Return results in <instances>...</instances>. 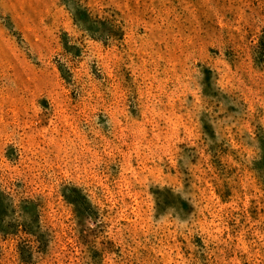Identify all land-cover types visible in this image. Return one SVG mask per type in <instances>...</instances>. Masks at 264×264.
I'll return each mask as SVG.
<instances>
[{
    "label": "rangeland",
    "instance_id": "obj_1",
    "mask_svg": "<svg viewBox=\"0 0 264 264\" xmlns=\"http://www.w3.org/2000/svg\"><path fill=\"white\" fill-rule=\"evenodd\" d=\"M0 264H264V0H0Z\"/></svg>",
    "mask_w": 264,
    "mask_h": 264
},
{
    "label": "trees",
    "instance_id": "obj_2",
    "mask_svg": "<svg viewBox=\"0 0 264 264\" xmlns=\"http://www.w3.org/2000/svg\"><path fill=\"white\" fill-rule=\"evenodd\" d=\"M212 98L216 99V102H219V99L217 98V96H212ZM204 124H202V139L204 141V144L207 146L205 152L210 156V163L212 165V167L214 168L215 173H217V169H221V165H220V150H218L217 148H220L218 146H216L215 144H209L208 140L212 139L209 138L211 136H214V131L211 130V126L210 124H208V122H203ZM215 184V183H214ZM169 190H159L158 191V195L156 194L155 196V207L157 212H162L164 211L167 207H170L173 203L174 200L177 201V199H172L170 198L171 196L169 194H167ZM216 193L222 198L224 199V197L226 196V191L225 192H221L219 189L216 188ZM184 205L183 200H179V208H182Z\"/></svg>",
    "mask_w": 264,
    "mask_h": 264
}]
</instances>
